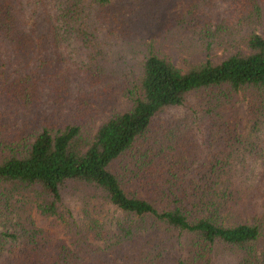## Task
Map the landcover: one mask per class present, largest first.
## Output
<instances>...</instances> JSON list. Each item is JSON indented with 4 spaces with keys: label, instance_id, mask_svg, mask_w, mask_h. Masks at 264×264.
Segmentation results:
<instances>
[{
    "label": "trees",
    "instance_id": "trees-1",
    "mask_svg": "<svg viewBox=\"0 0 264 264\" xmlns=\"http://www.w3.org/2000/svg\"><path fill=\"white\" fill-rule=\"evenodd\" d=\"M121 1L0 0V264H264V0H173L184 67Z\"/></svg>",
    "mask_w": 264,
    "mask_h": 264
},
{
    "label": "rangeland",
    "instance_id": "rangeland-1",
    "mask_svg": "<svg viewBox=\"0 0 264 264\" xmlns=\"http://www.w3.org/2000/svg\"><path fill=\"white\" fill-rule=\"evenodd\" d=\"M118 6H121L123 4V1L121 0H113ZM166 3L167 9L165 10L164 14L162 15L161 19L157 22L156 30H151L150 35H154L156 37L155 41L156 42H163V49L164 51L171 57V60L173 62L180 66L184 67L185 64L182 60V52L176 46L174 42H170L169 40L166 39L165 33L163 34L164 27L167 23V19L171 17L172 14H175L179 11L181 6L175 5V2L173 3V0H164ZM257 32L261 35L264 36V17L261 25L258 26ZM150 38V36H149ZM148 38V39H149ZM231 50H222V48H219L215 51V53L219 57H223L227 54H229ZM113 83H117L116 79L112 78ZM128 105V100L126 97H124L118 89H115L113 92V95L110 99L105 100L101 104L97 105V111H96V122L97 125L101 124L108 116L111 115V113L115 110H124L126 106ZM238 108H239V113L240 115L245 119L246 117V103L245 102H240L238 103ZM240 132L243 133L245 130L242 129L240 126ZM32 215L36 221V224L42 228L51 230L52 232L55 233L57 238H66L68 239L67 235H65L64 230L61 226V224L52 221L48 218H45L42 216L40 213H38L35 209L32 210Z\"/></svg>",
    "mask_w": 264,
    "mask_h": 264
}]
</instances>
